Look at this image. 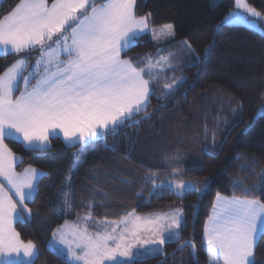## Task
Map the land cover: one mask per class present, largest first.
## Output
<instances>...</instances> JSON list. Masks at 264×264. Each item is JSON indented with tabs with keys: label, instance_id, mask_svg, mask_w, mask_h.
<instances>
[{
	"label": "snow or ice",
	"instance_id": "6c2138e0",
	"mask_svg": "<svg viewBox=\"0 0 264 264\" xmlns=\"http://www.w3.org/2000/svg\"><path fill=\"white\" fill-rule=\"evenodd\" d=\"M235 3L253 16H261L246 0ZM137 8L138 0H18L0 18V48L17 57L0 75V177L7 182L0 181V258L6 257L3 264H32L37 257L36 244L21 240L13 225L31 219L28 205L45 174L32 165L15 171L16 157L4 143L6 138H22L33 151L47 150L50 137L59 133L69 143H93L139 122L141 114L147 115L161 77L165 82L157 99L171 97L185 83L186 77H168L159 70L162 66L174 70L177 54L171 50L165 56L157 48L155 60L149 53L135 63L132 58L121 57L145 33H151L157 43L160 35L175 39L172 24L154 27L151 14L138 15ZM177 47L186 50L185 63L199 60L188 41ZM236 107H242V103ZM204 134L207 140L206 127ZM216 143L213 131L212 146ZM166 160L170 165L178 164L180 156L177 153ZM245 167L247 163L240 170ZM178 171L172 168L173 174ZM144 179L156 190L149 192L150 196L164 190L181 195L193 190L204 193L211 183L207 177L197 183H157L159 177L151 169ZM71 180L69 177L64 186L58 211L65 217L75 214L77 219H65L53 231V237L60 234L63 246H54L56 254L68 258L71 264H134L137 257L160 254L161 246L167 243H177L180 250L195 248L192 241L181 236L182 209L148 217L137 215L133 209L116 220L107 216L94 219L93 198L81 216L74 212ZM231 184L232 194L217 193L212 214L205 222L206 256L209 264H256L255 250L264 234V200L260 198L264 195V172L258 184L248 186L239 177ZM21 251L29 258L27 262L14 258L20 257Z\"/></svg>",
	"mask_w": 264,
	"mask_h": 264
},
{
	"label": "trees",
	"instance_id": "16d2710c",
	"mask_svg": "<svg viewBox=\"0 0 264 264\" xmlns=\"http://www.w3.org/2000/svg\"><path fill=\"white\" fill-rule=\"evenodd\" d=\"M247 1L264 17V0ZM16 2L1 0L0 18ZM233 5V0H220L215 5L210 0H138V15L150 13L153 25L172 24L175 39L168 43L188 41L199 57L178 71L186 81L174 95L167 99L151 97L147 115L137 117L139 122L89 144L66 145L53 137L45 151H33L19 140L5 139L20 157L17 171L32 165L45 173L28 205L31 219L15 224L21 239L32 240L38 247L33 264H71L49 246L58 225L68 218L77 219L75 214L65 217L58 211L69 177L74 212L81 216L93 198L95 219L107 216L116 220L133 209L145 213L183 208L181 236L194 243L196 257L186 247L180 250L177 243H167L162 253L136 258L134 264H209L203 230L217 193L230 196L231 182L237 177L248 186L258 184L264 172V113L257 115L264 103V33L226 23ZM161 45L143 35L122 56L135 63ZM172 46L179 55L182 49ZM16 58L11 53L0 54V74ZM239 103L242 107H236ZM177 153L180 163L170 165L166 157ZM245 163L247 167L241 171ZM172 168L180 171L173 174ZM149 169L157 173V183L174 179L202 182L206 177L211 183L204 193L193 190L181 195L164 190L150 196L149 192L156 190L144 179ZM260 198L264 200V195ZM255 256L256 264H264V234Z\"/></svg>",
	"mask_w": 264,
	"mask_h": 264
},
{
	"label": "rangeland",
	"instance_id": "374dc122",
	"mask_svg": "<svg viewBox=\"0 0 264 264\" xmlns=\"http://www.w3.org/2000/svg\"><path fill=\"white\" fill-rule=\"evenodd\" d=\"M220 0H210L211 4L215 5L219 2ZM234 2V5H233V8L229 11V13L226 15L225 17V22L228 23V24H240V25H245V26H248V27H251V28H254V29H257L261 32L264 33V17L262 16H253L251 13L247 12L244 8H241V7H237L236 3H235V0H233ZM246 3H248V1L246 0ZM249 4V3H248ZM257 12H259L257 9H256ZM163 25H166V24H163ZM162 25V26H163ZM160 42L157 43L155 40V44H158V45H161L163 43V45H161V47L159 49H162L163 51H161V55H168V51L171 49V45H173L172 47H175L177 45L180 44L179 43H168V42H171L173 39H170V38H166L164 35H160V38H159ZM182 42V41H181ZM172 52L176 53L175 49H171ZM178 52V51H177ZM186 50H181L180 52V56H181V59H179V55H177L176 57H178V59H175L173 61L174 65H175V68L174 70H168L166 66H162V68L160 70H163L162 72H166L167 76L168 77H171L173 76L174 74L176 76H183V72H178L179 70L181 71V68L183 66H186V65H189L191 63H193L195 60H191V61H188L187 63H185V61L187 60V54H186ZM153 59L155 60L157 58V51L153 54ZM165 70V71H164ZM165 82L164 78L161 77V80H160V85L157 86V95L160 94V91H161V88H162V84ZM261 113H264V103L261 105V107L258 109L257 111V115L258 114H261ZM77 165L78 163H76L75 165V169L77 168ZM175 180V179H174ZM176 181H179V180H176ZM192 183H197V181H194L192 180L191 181ZM177 193V192H176ZM178 194V193H177ZM176 208H180L182 209V212H183V217H184V210L182 207H175ZM160 210H156V211H149V212H145V213H138L136 212L137 215H140L142 217H148L150 216L151 214H155V213H158ZM95 219V218H94ZM71 238V237H69ZM62 246V245H61ZM162 249L164 250L163 248V245L161 246ZM134 252H136V249H133ZM163 252V251H162ZM161 252V253H162ZM137 258H140V257H137ZM122 258L118 257V260H120ZM106 264H115V262H106Z\"/></svg>",
	"mask_w": 264,
	"mask_h": 264
},
{
	"label": "crops",
	"instance_id": "0c3cea01",
	"mask_svg": "<svg viewBox=\"0 0 264 264\" xmlns=\"http://www.w3.org/2000/svg\"><path fill=\"white\" fill-rule=\"evenodd\" d=\"M1 1V0H0ZM49 3H51V1L49 0ZM3 17V16H2ZM1 17V18H2ZM151 23V22H150ZM152 26H154V27H157V28H159L160 26H162V25H153V24H151ZM143 35H148L151 39H152V41L155 43V41L153 40V38H152V35H151V33H145V34H143ZM142 35V36H143ZM163 44V43H162ZM0 54H5V51L2 49V48H0ZM9 54V53H8ZM154 54V53H153ZM121 57L122 58H128V57H123L122 56V53H121ZM152 57H153V55H152ZM140 59L141 60H143L144 58H142V57H140ZM13 63V62H12ZM32 63L34 64L35 63V60H34V58H33V60H32ZM12 64H10L8 67H10ZM140 66H143V65H140ZM7 67V68H8ZM7 68L0 74V75H2L6 70H7ZM30 70H34V69H30ZM160 70V69H159ZM160 71H163V70H160ZM165 71V70H164ZM145 78H147V77H145ZM19 86H21L22 88H23V82H21L20 83V85ZM17 95L19 94L18 92L16 93ZM58 132H59V130H57ZM54 137H59L66 145H74V144H77V143H69L68 141H66L65 139H64V137H63V134L62 133H59V135H57V136H54ZM51 138H53V137H50V140H51ZM24 146H26V144L25 143H23L22 142V138H21V140H19ZM4 143H5V141H4ZM6 144V143H5ZM49 145H50V141H49ZM27 147V146H26ZM49 147V146H48ZM9 148V147H8ZM14 153V152H13ZM15 154V153H14ZM15 157H16V163L14 164V169H15V171H17V169H16V165L18 164V162L20 161V157L17 155V154H15ZM26 167H28V166H25L24 168H26ZM33 167H35V166H33ZM24 168H22V170L24 169ZM37 168V167H36ZM39 169V168H38ZM22 170H20V171H17V172H21ZM0 181H3V178L2 177H0ZM5 184L7 183L6 181H3ZM227 196V195H226ZM216 197H217V195H216ZM216 197H215V199H214V202H213V205H214V203L216 202ZM15 198V197H14ZM175 208H169V209H164V210H160L158 213H164V212H169V211H171V210H174ZM212 209H213V206H212ZM212 209H211V212H210V214L209 215H211L212 214ZM208 219V218H207ZM68 220L70 221V222H73V221H76V219H70V218H68ZM110 220V219H109ZM207 221V220H206ZM16 224V223H15ZM15 224L13 225L14 227H15ZM62 224H64V222L62 223ZM62 224H60V225H62ZM58 227V226H57ZM56 227V228H57ZM56 228L54 229V231L56 230ZM16 229V228H15ZM16 231H17V229H16ZM66 231H67V229H66ZM18 232V231H17ZM145 235H148V234H145ZM69 237H70V235H69ZM203 238H204V230H203ZM20 239H21V237H20ZM59 239H60V234L59 233H57V235H56V237H53V233H52V235H51V238H50V240H49V246L52 248V249H54V246L55 247H60V248H62L63 246H61L60 245V243H59ZM22 240V239H21ZM25 242H27V241H25ZM35 243V242H34ZM205 244H206V241H205ZM37 246V245H36ZM37 249H38V247H37ZM38 255V254H37ZM14 258L15 259H17V260H22V261H25V262H27V260L29 259V258H27V257H24L23 256V252L21 251V254H20V257H18V258H16L15 256H14ZM3 259H6V257L5 258H0V264H3ZM36 259V257L35 258H33V261H32V264L34 263V260ZM68 259V258H67ZM69 260V259H68ZM69 262L71 263V261L69 260Z\"/></svg>",
	"mask_w": 264,
	"mask_h": 264
},
{
	"label": "water",
	"instance_id": "95a60500",
	"mask_svg": "<svg viewBox=\"0 0 264 264\" xmlns=\"http://www.w3.org/2000/svg\"><path fill=\"white\" fill-rule=\"evenodd\" d=\"M186 240H189V239H186ZM186 248H188V247H186ZM188 249L191 252V254L193 255V258H195L196 257V248H194V249L193 248H188Z\"/></svg>",
	"mask_w": 264,
	"mask_h": 264
}]
</instances>
